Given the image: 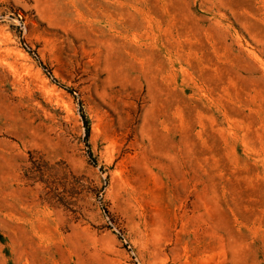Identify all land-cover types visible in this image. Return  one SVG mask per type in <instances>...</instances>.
Wrapping results in <instances>:
<instances>
[{
    "label": "rangeland",
    "instance_id": "374dc122",
    "mask_svg": "<svg viewBox=\"0 0 264 264\" xmlns=\"http://www.w3.org/2000/svg\"><path fill=\"white\" fill-rule=\"evenodd\" d=\"M0 264H264V0H0Z\"/></svg>",
    "mask_w": 264,
    "mask_h": 264
}]
</instances>
